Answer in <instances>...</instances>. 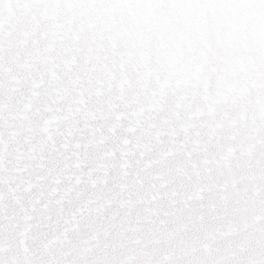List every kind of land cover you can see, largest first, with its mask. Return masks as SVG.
Segmentation results:
<instances>
[{
    "label": "snow or ice",
    "instance_id": "snow-or-ice-1",
    "mask_svg": "<svg viewBox=\"0 0 264 264\" xmlns=\"http://www.w3.org/2000/svg\"><path fill=\"white\" fill-rule=\"evenodd\" d=\"M0 264H264V0H0Z\"/></svg>",
    "mask_w": 264,
    "mask_h": 264
}]
</instances>
